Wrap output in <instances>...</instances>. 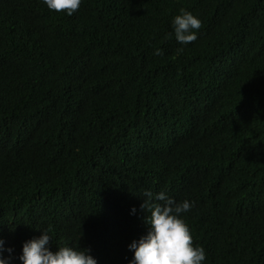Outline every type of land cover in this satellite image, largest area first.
<instances>
[{"label": "trees", "instance_id": "1", "mask_svg": "<svg viewBox=\"0 0 264 264\" xmlns=\"http://www.w3.org/2000/svg\"><path fill=\"white\" fill-rule=\"evenodd\" d=\"M180 8L201 21L188 45L165 38ZM145 191L193 202L204 264H264V0H0L9 264L39 229L128 264Z\"/></svg>", "mask_w": 264, "mask_h": 264}, {"label": "clouds", "instance_id": "2", "mask_svg": "<svg viewBox=\"0 0 264 264\" xmlns=\"http://www.w3.org/2000/svg\"><path fill=\"white\" fill-rule=\"evenodd\" d=\"M41 3L49 11H63L72 16L82 0H41ZM170 26L172 33L166 34L165 38L174 36L178 44L188 45L197 39L201 21L191 12L180 8ZM176 51L179 53L183 48ZM153 54L163 55V50L154 48ZM142 196L139 208L144 213V222L148 227L145 234L127 245L132 253L128 264H204L205 250L202 246H194L190 229L182 218V214L193 207V202L187 199L175 201L164 191L155 194L145 191ZM135 211V208L131 209L130 214ZM39 231L38 237L22 243L18 256L21 264H97V260L89 254V249L62 245L54 251L50 250L49 232L47 229ZM5 251L11 253L12 249H5L3 241H0V264H9V258L3 255Z\"/></svg>", "mask_w": 264, "mask_h": 264}]
</instances>
